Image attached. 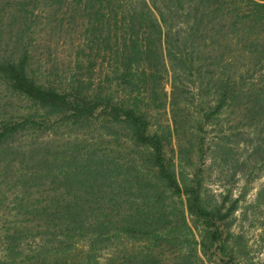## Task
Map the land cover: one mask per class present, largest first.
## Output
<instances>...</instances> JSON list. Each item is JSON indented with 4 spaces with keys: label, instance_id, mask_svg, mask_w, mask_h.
<instances>
[{
    "label": "trees",
    "instance_id": "16d2710c",
    "mask_svg": "<svg viewBox=\"0 0 264 264\" xmlns=\"http://www.w3.org/2000/svg\"><path fill=\"white\" fill-rule=\"evenodd\" d=\"M240 146L264 167V0H0V264H250L205 169Z\"/></svg>",
    "mask_w": 264,
    "mask_h": 264
},
{
    "label": "rangeland",
    "instance_id": "374dc122",
    "mask_svg": "<svg viewBox=\"0 0 264 264\" xmlns=\"http://www.w3.org/2000/svg\"><path fill=\"white\" fill-rule=\"evenodd\" d=\"M45 37V36H44ZM64 37L49 35L40 45L49 42V48L43 47L40 53L47 59H56L59 67L69 62L73 49L69 44L63 45ZM43 57V58H44ZM169 91V86H166ZM227 126V125H226ZM216 132L208 129V140L212 144ZM249 157L248 150L243 147L232 149L227 160H216L208 157L205 163L206 178L209 191L214 194H230V200L239 199L234 213L232 231L242 236V242L249 251L250 264H264V199L257 200V194L264 185V167ZM212 161V162H211Z\"/></svg>",
    "mask_w": 264,
    "mask_h": 264
}]
</instances>
